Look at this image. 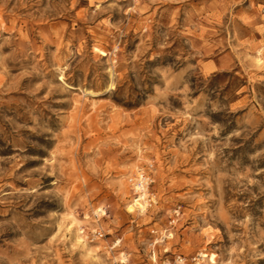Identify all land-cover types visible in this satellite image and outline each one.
I'll list each match as a JSON object with an SVG mask.
<instances>
[{
  "label": "rangeland",
  "instance_id": "374dc122",
  "mask_svg": "<svg viewBox=\"0 0 264 264\" xmlns=\"http://www.w3.org/2000/svg\"><path fill=\"white\" fill-rule=\"evenodd\" d=\"M0 264H264V0H0Z\"/></svg>",
  "mask_w": 264,
  "mask_h": 264
},
{
  "label": "built area",
  "instance_id": "2783aa9c",
  "mask_svg": "<svg viewBox=\"0 0 264 264\" xmlns=\"http://www.w3.org/2000/svg\"><path fill=\"white\" fill-rule=\"evenodd\" d=\"M136 190L138 193H143L145 194L147 191H148V187H149V178L144 174V173H141V175L138 177V181H137V184H136ZM98 213H96V216L99 217L100 214H102V211L101 209H98L97 211ZM92 235L94 237H102L103 236V233L101 231H97L95 230Z\"/></svg>",
  "mask_w": 264,
  "mask_h": 264
},
{
  "label": "bare ground",
  "instance_id": "6f19581e",
  "mask_svg": "<svg viewBox=\"0 0 264 264\" xmlns=\"http://www.w3.org/2000/svg\"><path fill=\"white\" fill-rule=\"evenodd\" d=\"M62 79V78H61ZM140 175H141V173H140ZM146 198V196H145V194H143V193H141L140 194V197L139 198H136L134 201V203H133V205H129V209L131 210V211H133L134 210V205H140V208L142 209V211H145V204H143L142 202H140V200L141 199H145ZM144 203H147L146 201L144 202ZM101 211L103 212V209H101ZM105 214V213H104ZM78 238V241H82L81 240V237L80 236H78L77 237ZM207 256H209V260L211 261V262H215L216 261V258H215V256H214V254H212L211 256L210 255H208V254H205V253H203V257H207Z\"/></svg>",
  "mask_w": 264,
  "mask_h": 264
}]
</instances>
